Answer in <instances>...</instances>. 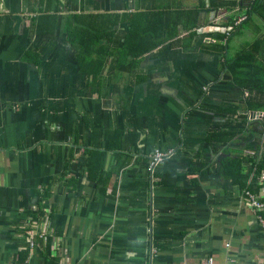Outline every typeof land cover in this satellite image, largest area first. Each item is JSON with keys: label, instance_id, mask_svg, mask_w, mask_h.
<instances>
[{"label": "crops", "instance_id": "1", "mask_svg": "<svg viewBox=\"0 0 264 264\" xmlns=\"http://www.w3.org/2000/svg\"><path fill=\"white\" fill-rule=\"evenodd\" d=\"M212 1L0 0V264H264V0Z\"/></svg>", "mask_w": 264, "mask_h": 264}, {"label": "trees", "instance_id": "2", "mask_svg": "<svg viewBox=\"0 0 264 264\" xmlns=\"http://www.w3.org/2000/svg\"><path fill=\"white\" fill-rule=\"evenodd\" d=\"M258 0L252 2V9L254 10L257 6ZM226 6L229 10L232 9L234 3H224V2H218L216 0L212 1V4L210 5V9H214L216 7L219 6ZM198 9L194 10L195 13H197ZM142 16H145V14L140 13ZM190 14H193V12H190ZM101 17V16H100ZM100 17H96V16H90V15H86V24L89 26L88 29H80L78 28L79 26H81V22L79 21L81 18L79 15L77 16H71L70 18V24L68 26V32H69V37L71 39V41L73 42V44L75 45V47H77L78 49V56H79V64L82 67H86L87 69H89V74H93V75H97L98 73H100V70L103 66V61H95L94 59H91L90 57L92 56H109L110 53L106 51V47L100 43V35L93 33V31H96V24L94 20H101ZM119 16H117L118 18ZM124 17L126 18V21H131L133 27L130 30L129 35L126 36V40H127V44H126V49L125 52H128V48L129 44H130V40L134 41V45L131 48V51H134V54L136 56H142L145 53H148L149 51L153 50L157 45H149V41L148 39H144L142 41V39H139L138 41L136 40V33L132 36V38H130V35L133 34L134 31V24L133 22H140V19H138L137 17H135L134 14H126L124 15ZM46 17L40 18L41 24L43 22V20ZM103 18V17H102ZM108 18V17H107ZM104 20H106V18H104ZM103 23L106 27L109 28L108 32H112V28L115 24H117L118 22L115 21L113 22L112 20H107L104 21ZM227 24L233 26V22H228ZM77 26V27H74ZM98 32V30H97ZM107 32V31H106ZM85 36V37H84ZM104 37H110L109 35H105ZM73 38V39H72ZM140 38V37H139ZM232 164V162L227 163L226 166ZM256 169H255V174L259 175L261 171L264 170V164L263 163H259L258 165H255ZM240 183L241 186H244L243 184V180L241 181H237ZM49 264H55V262L53 260L49 261Z\"/></svg>", "mask_w": 264, "mask_h": 264}, {"label": "built area", "instance_id": "3", "mask_svg": "<svg viewBox=\"0 0 264 264\" xmlns=\"http://www.w3.org/2000/svg\"><path fill=\"white\" fill-rule=\"evenodd\" d=\"M240 23H241V19L238 22H236V25ZM169 153L170 152L165 153V152L157 151L151 156L149 160V173H150L151 181L155 180V173H156L157 168L160 166L161 162L165 160L166 158L170 157ZM258 180H259L260 185L264 188V170L261 171L260 174L258 175ZM244 195L247 199V203L249 207L251 208L253 212H255L258 215L261 221V224L264 227V199L258 198V196L250 190H246L244 192ZM155 252H156L155 249H152L151 255L154 256ZM205 264H215L214 259L209 258Z\"/></svg>", "mask_w": 264, "mask_h": 264}, {"label": "water", "instance_id": "4", "mask_svg": "<svg viewBox=\"0 0 264 264\" xmlns=\"http://www.w3.org/2000/svg\"><path fill=\"white\" fill-rule=\"evenodd\" d=\"M261 114H262L261 112H255V113L252 112V115H261Z\"/></svg>", "mask_w": 264, "mask_h": 264}, {"label": "flooded vegetation", "instance_id": "5", "mask_svg": "<svg viewBox=\"0 0 264 264\" xmlns=\"http://www.w3.org/2000/svg\"><path fill=\"white\" fill-rule=\"evenodd\" d=\"M254 1H255V0H254ZM254 1H253V2H254Z\"/></svg>", "mask_w": 264, "mask_h": 264}]
</instances>
